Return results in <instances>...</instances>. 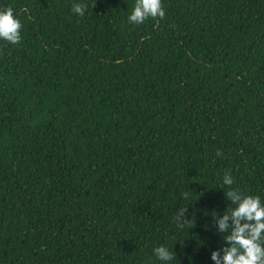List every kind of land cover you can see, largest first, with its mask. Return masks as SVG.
I'll list each match as a JSON object with an SVG mask.
<instances>
[{"label": "trees", "instance_id": "16d2710c", "mask_svg": "<svg viewBox=\"0 0 264 264\" xmlns=\"http://www.w3.org/2000/svg\"><path fill=\"white\" fill-rule=\"evenodd\" d=\"M161 4L0 0V264H215L226 193L264 205V0Z\"/></svg>", "mask_w": 264, "mask_h": 264}, {"label": "clouds", "instance_id": "9594fccd", "mask_svg": "<svg viewBox=\"0 0 264 264\" xmlns=\"http://www.w3.org/2000/svg\"><path fill=\"white\" fill-rule=\"evenodd\" d=\"M86 10L85 4L76 3L72 6V12L80 17L85 15ZM164 16L161 0H135L134 8L127 20L131 24H141L149 17L163 19ZM20 29L21 24L14 17L11 7L0 11V40L11 45L19 44ZM220 155L221 153L217 152V156ZM233 183L231 175L226 172L223 184L231 186ZM189 195V191L183 193L185 199H188ZM226 196L230 204L236 206L234 208L229 206L219 219L218 213L211 214L219 232L226 234L223 239L225 247L221 249L222 257L219 252L213 251L211 260L215 264H264V205L258 196H244L237 190L228 191ZM186 211L187 208L180 209L174 217L181 228L191 222L184 219ZM153 252L165 264L176 260V254L167 247H155Z\"/></svg>", "mask_w": 264, "mask_h": 264}]
</instances>
